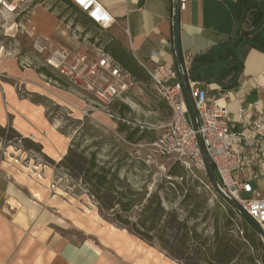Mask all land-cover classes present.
Returning a JSON list of instances; mask_svg holds the SVG:
<instances>
[{
    "label": "crops",
    "instance_id": "0c3cea01",
    "mask_svg": "<svg viewBox=\"0 0 264 264\" xmlns=\"http://www.w3.org/2000/svg\"><path fill=\"white\" fill-rule=\"evenodd\" d=\"M98 1L114 18L108 27L98 29L101 33L99 41L80 40L44 8L38 11V31L42 34L39 37L90 56L98 53L96 46L115 40L143 67H152L157 61L175 68L173 0ZM258 15V23L254 24ZM178 34L182 61L191 58L190 71L202 57L209 59L208 63H199L192 69L189 79L198 82L209 98L225 105L230 119L235 120L236 112L241 108L249 113L247 120L255 119L259 113L264 115V0H188L179 8ZM232 41H237L241 62L236 66L235 78L229 80L227 76L221 82L217 72L231 65L229 57L224 56V49ZM153 52L158 56H152ZM2 57L3 54L0 60ZM2 63L0 69L8 76L1 83L4 90V101L0 99L2 127L11 126L23 136L46 127L43 121L39 123L38 107L29 99L18 96L13 86L16 84L24 85L28 93L47 98L69 110L87 105L75 94L76 86L69 88L72 84L57 73L55 76L49 71L48 80L37 79L30 72L21 73L14 59ZM215 81L231 85L224 88ZM143 90L140 92L144 93L146 106L155 115L147 124L151 128L162 127L169 119L168 107L156 97L152 86L151 91L144 87ZM119 105L113 107L114 114H118ZM127 105L135 112L134 107ZM240 124L236 122L235 127L239 128ZM50 138L53 143L49 150L60 157L66 151L65 143L52 133ZM7 155L0 142V264H174L168 258L159 261L157 251L120 230H103L100 232L104 234L102 237L99 233H84L83 240H72L56 228L59 225L56 216L26 187L23 177L15 174L6 160ZM252 182L255 183L253 189L264 194V175L252 180L251 185Z\"/></svg>",
    "mask_w": 264,
    "mask_h": 264
},
{
    "label": "rangeland",
    "instance_id": "374dc122",
    "mask_svg": "<svg viewBox=\"0 0 264 264\" xmlns=\"http://www.w3.org/2000/svg\"><path fill=\"white\" fill-rule=\"evenodd\" d=\"M41 8L52 12L59 23L80 40L97 39L99 41L101 33L95 26H84L82 15L74 12L65 0H0V56L3 54L0 63L3 64L2 62L7 59H14L21 73L30 72L36 75L37 79L48 80L49 77L40 72V68L45 67L55 76L57 72L47 65L44 56L35 53L31 48L32 40L37 37L41 38L37 22L38 11ZM54 45L58 44L54 43ZM96 48L99 47L96 46ZM7 79V74L0 69V99L2 101H4V90L1 83ZM50 80L54 81L51 78ZM125 83L127 93L116 99L111 105L109 113L100 109L86 110L87 105L94 106L97 102L92 95L76 87H73L75 94L84 102L86 101L87 105L83 106L82 104L80 107L69 110L47 98L28 93L24 85H13L20 98H27L38 107L39 123L43 121L42 124H46V127L43 126L37 133L28 136H23L14 129L20 135L16 137L14 132L8 128L11 126H6L4 134L7 137L0 138L1 147H4L8 152L6 160L15 174L23 177L26 187L35 195L37 194L56 216L59 224L56 228L72 240L76 242L83 240L84 233H92L91 235L99 233L98 236L102 237L104 234L100 232L103 230L106 232L120 230L138 239L147 248L151 247L157 251L159 261H162L161 259L166 261L165 258H168L174 264H187L186 259L175 258L161 246L157 235L161 226L157 225L156 231L152 232L154 233L153 238L151 241H147L137 235L130 224L124 222L128 220L131 223L136 220L141 203L126 212L121 211L118 205L106 208L92 194L90 185L84 182L81 178L82 175L75 177L59 164L70 146H78V152L84 150L85 154L95 151L99 161H110L111 163H115L116 158L127 154L129 165H123L119 169V176L121 179L126 178L134 190L144 192L142 203L156 190L161 179L169 178L167 171L177 162L153 152L148 146L152 140L143 139L131 143L125 140L123 132L117 131L120 115L114 114L112 108L119 105L121 101L135 109V112H126L124 120L128 123L151 128L147 123L155 116L146 106L147 101L144 98V93L140 92L143 87L151 91L150 81L141 85L140 83H129L125 79ZM72 86L69 85V88ZM41 105L43 108L40 107ZM85 110L87 114L83 113ZM42 118H45L46 121ZM160 127L159 125L152 127L153 138L159 133ZM50 133L61 138L63 144L66 145V151L60 157L49 150L53 143L50 140ZM43 137L46 138L43 139ZM132 162L133 164H131ZM140 162H143L145 166L141 167ZM178 165L182 166V171L188 176L197 177L196 173L192 174L186 171L180 163ZM252 186L255 187V183L252 182ZM214 198L212 192L209 206L212 205ZM165 206L167 205L165 204ZM236 224L235 222L233 228L232 226L229 228L235 232L239 231L240 228L238 229L239 226ZM204 226L205 224L201 223L198 231H201ZM203 232L204 235H211L213 233L212 225H208ZM239 234H242L241 229ZM257 238L260 239L258 234ZM95 239L97 240V238ZM250 251H253L256 257L255 264H264V251L261 248L257 250L250 248ZM201 252L202 255L206 254V249L202 248ZM231 264L237 263L233 261Z\"/></svg>",
    "mask_w": 264,
    "mask_h": 264
},
{
    "label": "built area",
    "instance_id": "2783aa9c",
    "mask_svg": "<svg viewBox=\"0 0 264 264\" xmlns=\"http://www.w3.org/2000/svg\"><path fill=\"white\" fill-rule=\"evenodd\" d=\"M71 1L102 29L114 22L98 0ZM186 1L178 0L179 8ZM31 48L44 56L47 65L59 76L94 97L97 103L87 105L86 110L100 109L109 113L111 105L127 91L125 79L131 82L129 75L113 64L100 48L96 55L90 56L38 37L32 40ZM152 56L158 54L153 52ZM190 60L187 57L182 64L188 77L198 130L192 125L176 69L157 61L152 67L144 66L154 94L170 111L168 121L148 146L158 155L180 163L186 171L196 173L199 181L209 189L211 184L196 137L199 133L223 193L234 198L263 227L264 194L253 189L251 181L264 175V115L259 113L255 119L247 120L249 113L241 108L236 112V119H230L225 105L209 98L198 82L189 79ZM86 110L83 113L87 114ZM236 122L241 123L239 128L235 127Z\"/></svg>",
    "mask_w": 264,
    "mask_h": 264
},
{
    "label": "trees",
    "instance_id": "16d2710c",
    "mask_svg": "<svg viewBox=\"0 0 264 264\" xmlns=\"http://www.w3.org/2000/svg\"><path fill=\"white\" fill-rule=\"evenodd\" d=\"M65 2L74 12L82 13L70 0ZM259 16L254 19V24L258 23ZM82 17L84 26L102 29L83 15ZM236 44L237 41H232L224 49V56L229 57L231 65H226L217 72V79L221 82L224 77L229 76V80H232L236 76V66L241 62L240 53L234 51ZM98 47L113 64L129 75L131 82L148 83L150 81L145 68L118 41L110 40ZM208 62L209 59L206 57L199 59L200 64ZM199 63L192 65L191 71L198 67ZM39 71L51 75L45 67L40 68ZM112 111H114L113 108ZM117 112L120 115L117 131L125 134L126 141L133 143L143 139L154 140L153 128L134 125L124 120L126 112H131L127 104L120 103ZM8 128L16 137L20 136L13 128ZM5 131V128L0 126V138L7 137L4 134ZM77 148L78 146L68 147L59 164L75 177L82 175L84 182L90 185L92 194L106 208L118 205L121 211L126 212L141 203L136 220L131 223L128 220L124 222L130 224L133 231L147 241L153 238L152 232L156 231L157 225L161 226L157 234L161 246L175 258L186 259L187 264H231L233 261L237 264H255L256 257L250 248L254 250L261 248L264 251L262 242L257 238V233L252 226L219 196L211 185L208 189L197 177L185 174L178 162L168 169L169 178L161 179L156 190L142 203L144 192L134 190L126 178L121 179L119 176V169L123 165H129L127 154L116 158L115 163H111L99 161L95 151L85 154L84 150L78 152ZM140 166L144 167L145 164L140 162ZM212 192L215 198L209 206ZM175 202L177 203L174 205ZM235 222L239 226L238 229L242 230L241 235L240 229L235 232L229 228L230 226L233 228ZM201 223L205 226L198 231ZM219 224H221L220 227ZM208 225H212L213 233L204 235L203 231ZM202 248L206 249V254H201ZM202 260L204 262H201Z\"/></svg>",
    "mask_w": 264,
    "mask_h": 264
},
{
    "label": "water",
    "instance_id": "95a60500",
    "mask_svg": "<svg viewBox=\"0 0 264 264\" xmlns=\"http://www.w3.org/2000/svg\"><path fill=\"white\" fill-rule=\"evenodd\" d=\"M174 2V20H173V59H174V66L177 71L178 77L180 79V83L182 85V89L184 92V97L188 109V113L191 118L192 125L195 130H198V123H197V117L193 105V100L190 95V90L188 86V77L184 71V67L182 64V57H181V51H180V45H179V2L178 0H173ZM235 33H233L234 35ZM194 62V61H193ZM218 85L224 88L230 87L231 84H221L218 81H215ZM198 146L201 152V156L208 174V179L213 187V189L216 191V193L221 196L231 207H233L256 231L258 236L260 237L263 245H264V228L258 224L251 216L247 214V212L238 204V202L227 195L223 193L221 190L216 175L214 173V170L212 168V165L208 159L207 153L205 151V147L203 144L202 137L199 133L196 135Z\"/></svg>",
    "mask_w": 264,
    "mask_h": 264
},
{
    "label": "snow or ice",
    "instance_id": "6c2138e0",
    "mask_svg": "<svg viewBox=\"0 0 264 264\" xmlns=\"http://www.w3.org/2000/svg\"><path fill=\"white\" fill-rule=\"evenodd\" d=\"M81 2L83 3V0H81Z\"/></svg>",
    "mask_w": 264,
    "mask_h": 264
},
{
    "label": "bare ground",
    "instance_id": "6f19581e",
    "mask_svg": "<svg viewBox=\"0 0 264 264\" xmlns=\"http://www.w3.org/2000/svg\"><path fill=\"white\" fill-rule=\"evenodd\" d=\"M1 57V56H0ZM263 228H264V226H263Z\"/></svg>",
    "mask_w": 264,
    "mask_h": 264
}]
</instances>
